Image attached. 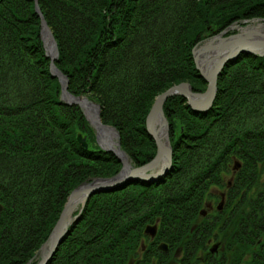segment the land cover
<instances>
[{"label": "trees", "instance_id": "obj_1", "mask_svg": "<svg viewBox=\"0 0 264 264\" xmlns=\"http://www.w3.org/2000/svg\"><path fill=\"white\" fill-rule=\"evenodd\" d=\"M38 2L70 92L101 105L136 166L157 151L146 125L155 97L184 81L207 87L193 48L234 22L264 17V0ZM217 85L208 111L193 110L182 95L166 100L167 174L92 195L47 264H264V56L241 53ZM61 93L35 0H0V264H28L68 194L122 167ZM220 187L225 206L211 213L207 199ZM148 225L158 226L154 238Z\"/></svg>", "mask_w": 264, "mask_h": 264}, {"label": "water", "instance_id": "obj_2", "mask_svg": "<svg viewBox=\"0 0 264 264\" xmlns=\"http://www.w3.org/2000/svg\"><path fill=\"white\" fill-rule=\"evenodd\" d=\"M37 11L41 16L43 32L42 34L45 40V44H47L46 39H48L51 44L49 47L47 46L48 56L52 60L50 69L52 71V74L58 77L60 80L62 86V100L68 104H78L84 110L88 117V120L96 130V136L100 146H102V148L107 151L115 153L123 164L121 171L115 176L109 178H100L94 182L84 183L71 192L61 213V216L53 229V232L50 234L49 238L44 244V246L49 244V250L38 262V264H47V262L56 252L57 248L62 243L65 235L68 232V228L70 225V221L68 220V218L70 212L75 208L77 204L81 202V200L88 198L95 192L111 190L118 185L123 184L127 180L155 181L158 180L160 176H164L167 174L173 164V151L169 140V123L166 116L164 115L163 109L165 101L171 96L182 95L187 99L188 104L195 111H208L212 106L217 93L218 76L220 75L226 64L235 61L237 57L243 52L264 56V31L249 27V23V25H246L244 27L234 25L232 29L237 28V30H239L237 33L225 36V33L227 32V30H225L218 35H214L210 39L220 37V40L216 42V48L218 50H221H217L214 55L206 58L203 67L199 65L198 60V51L202 50L203 44H198L194 48L193 54L196 66L201 72V75L208 82L207 90L202 93H197L193 91L190 83L183 82L170 87L156 97L154 105L147 116V129L157 143L156 155L150 162L142 166H133L130 163L131 159L129 155L121 148L118 130L103 122L101 117L100 104L90 100L87 96H75L71 92H69L68 78L54 64V61L59 57L57 41L38 6ZM261 20L264 22V19ZM240 28L248 30L242 31V29L240 30ZM159 114L161 115V123L158 124L157 127V125H155V119ZM160 129L164 131L163 136L160 135ZM111 132L113 133V135H111ZM115 138L118 139V142L115 141ZM78 141L83 147L88 148L87 139L82 134L78 135ZM163 161L164 166H162L160 169L159 164ZM239 166L240 163L237 162L235 168ZM155 168H158L159 170L151 172V170ZM222 205L223 202H221L218 207L222 208ZM156 232L157 226L148 225L146 227V233L155 236ZM218 246L219 243H216L212 250H216ZM160 248L167 250L168 244L162 243L160 244Z\"/></svg>", "mask_w": 264, "mask_h": 264}, {"label": "rangeland", "instance_id": "obj_3", "mask_svg": "<svg viewBox=\"0 0 264 264\" xmlns=\"http://www.w3.org/2000/svg\"><path fill=\"white\" fill-rule=\"evenodd\" d=\"M36 1H37V6H38V8L40 9V11H41V13H42V15L44 16V14H43V12H42V10H41V7H40V5H39V2H38V0H35V3H36ZM37 6H36V10H37ZM38 12V11H37ZM38 14H39V12H38ZM40 16V15H39ZM41 17V16H40ZM44 18H45V16H44ZM261 19H264V17H254V18H246V19H243L242 21H237V22H234V23H232L228 28H226L225 30H227V32L225 33V36H227V35H230V34H227L228 33V31H234L233 33H231V34H234V33H237L239 30H237V28H235V29H232V27L234 26V25H239L240 27H244V26H246V25H249V23L250 24H252V23H254V22H256V21H260V22H263ZM45 20H46V18H45ZM245 21H248V22H245ZM47 22V21H46ZM47 24H48V22H47ZM48 26L50 27V25L48 24ZM50 29H51V31L53 32V30H52V28L50 27ZM242 28H240V30H241ZM225 30H223V31H225ZM222 31V32H223ZM43 32H42V21H41V36H42V40H43V45H44V48H45V51H46V55L48 56V52H47V44H45V40H44V37H43V34H42ZM221 33V32H220ZM219 34V33H218ZM218 34H214V35H218ZM53 35H54V33H53ZM213 35V36H214ZM213 36H211V37H213ZM55 37V36H54ZM211 37H209V38H206V39H204V40H202V41H200L198 44L199 45H202V44H204V43H206V41H208ZM56 39V38H55ZM208 39V40H207ZM56 41H57V39H56ZM57 44H58V41H57ZM197 44V45H198ZM196 45V46H197ZM195 46V47H196ZM194 47V48H195ZM194 48H193V50H194ZM58 49H59V44H58ZM59 54H60V49H59ZM193 56H194V54H193ZM49 57V56H48ZM50 58V57H49ZM56 61H57V59L54 61V64L57 66V63H56ZM51 62H52V60H51V58H50V66H51ZM196 63V62H195ZM58 67V66H57ZM59 68V67H58ZM196 68H197V66H196ZM60 69V68H59ZM198 69V68H197ZM50 71H51V69H50ZM60 71L62 72V70L60 69ZM200 72V71H199ZM51 73H52V71H51ZM63 73V72H62ZM64 74V73H63ZM200 74H201V72H200ZM53 75V74H52ZM67 78H68V76L66 75V74H64ZM54 76V75H53ZM202 76V75H201ZM54 77H56V76H54ZM203 77V76H202ZM219 77V76H218ZM58 78V77H57ZM59 79V78H58ZM206 80V79H205ZM184 82H188V81H184ZM181 83H183V82H181ZM188 83H190V82H188ZM217 83H218V80H217ZM178 84H180V83H178ZM191 84V83H190ZM174 85H176V84H174ZM174 85H172V86H174ZM172 86H170V87H172ZM192 86V85H191ZM169 87V88H170ZM207 87H208V82H207ZM207 87H206V89L204 90V91H202V92H205L206 90H207ZM169 88H167V89H169ZM166 89V90H167ZM192 89H193V87H192ZM217 89H218V85H217ZM68 90H69V78H68ZM165 90V91H166ZM193 91L194 92H197V93H202V92H199V91H195L194 89H193ZM69 92H70V90H69ZM164 92V91H163ZM162 92V93H163ZM62 94V93H61ZM73 95H75L74 93H72ZM161 94V93H160ZM217 94V93H216ZM159 95V94H158ZM157 95V96H158ZM75 96H79V95H75ZM82 96H87V95H82ZM156 96V97H157ZM88 97V96H87ZM156 97H155V99H154V102H155V100H156ZM89 98V97H88ZM215 98H216V96H215ZM61 99H62V97H61ZM187 100V99H186ZM215 100V99H214ZM96 102V101H95ZM154 102H153V104H152V106H151V108H150V111H151V109H152V107H153V105H154ZM166 102V101H165ZM98 103V102H97ZM68 104V103H67ZM69 105H73V104H69ZM75 105H78V104H75ZM79 106V105H78ZM192 108V107H191ZM82 109V108H81ZM163 109H164V107H163ZM193 109V108H192ZM194 110V109H193ZM82 111H83V113H84V115H85V117L87 118V120H88V117H87V115H86V113L84 112V110L82 109ZM150 111L148 112V114L150 113ZM148 114H147V116H148ZM164 115L166 116V114H165V111H164ZM101 117H102V113H101ZM166 118H167V116H166ZM102 120H103V117H102ZM167 120H168V118H167ZM89 121V120H88ZM104 122V121H103ZM105 123V122H104ZM168 123H169V121H168ZM89 124H90V126L92 127V128H94V126H92V124H91V122L89 121ZM105 124H107V123H105ZM107 125H109V126H112V127H114V128H116L114 125H111V124H107ZM146 125H147V117H146ZM169 129H170V125H169ZM116 130H118L117 128H116ZM148 130V129H147ZM94 131H95V135H96V130H95V128H94ZM118 132H119V130H118ZM149 132V131H148ZM150 133V132H149ZM79 134H82V133H79ZM78 134V135H79ZM83 135V134H82ZM84 136V135H83ZM119 136H120V132H119ZM85 137V136H84ZM153 137V136H152ZM77 138H78V136H77ZM87 139V138H86ZM120 139L121 138H119V141H120ZM165 140V139H164ZM169 140H170V145H171V147H172V143H171V138H170V134H169ZM96 141H97V143L99 144V142H98V140H97V136H96ZM115 141H117L118 142V139L117 138H115ZM100 145V144H99ZM120 145H121V143H120ZM156 145H157V143H156ZM88 147H89V144H88ZM85 148V147H84ZM101 148H102V146H101ZM121 148H122V146H121ZM104 149V148H103ZM123 149V148H122ZM105 150V149H104ZM124 150V149H123ZM107 151V150H106ZM125 151V150H124ZM172 151H173V147H172ZM108 152H111V151H108ZM126 152V151H125ZM127 153V152H126ZM115 154V153H114ZM128 154V153H127ZM116 155V154H115ZM129 155V154H128ZM156 155V154H155ZM117 156V155H116ZM172 156H173V152H172ZM118 157V156H117ZM130 157V156H129ZM118 159H119V157H118ZM130 159H131V157H130ZM152 160V159H151ZM150 160V161H151ZM119 161H120V159H119ZM149 161V162H150ZM121 162V161H120ZM130 163L133 165V166H136L133 162H132V159H131V161H130ZM121 164H122V162H121ZM122 167H123V164H122ZM122 167H121V169H122ZM162 167V166H161ZM161 167H159L160 169H161ZM121 169H120V171H121ZM157 170H159L158 168H155V169H152L151 170V172H153V171H157ZM119 171V172H120ZM233 168H232V165H231V172H229V173H226V175H225V180L226 181H229L230 179H232L233 178ZM118 172V173H119ZM117 173V174H118ZM116 175V174H115ZM114 175V176H115ZM112 177V176H111ZM160 177H162V176H160ZM100 178H109V177H93V178H89V179H87V180H85V181H83L82 183H80L78 186H80V185H82V184H84V183H90V182H94V181H97L98 179H100ZM159 179V178H158ZM128 181H130V180H127L126 182H128ZM126 182H124V183H126ZM123 183V184H124ZM122 185V184H121ZM77 186V187H78ZM118 186H120V185H118ZM117 186V187H118ZM77 187H75V188H77ZM117 187H115V188H117ZM74 188V189H75ZM115 188H113V189H115ZM73 189V190H74ZM226 189L227 188H225V187H220V188H212L211 189V193L212 194H214L213 195V197H208V199H207V206H206V210H208L209 212H211V213H214L216 210H218L219 209V207H218V205L223 201V205H222V209H223V207L225 206V201L222 199V198H219V197H222L223 196V194L225 193V191H226ZM72 190V191H73ZM112 190V189H111ZM71 191V192H72ZM71 192L68 194V196H67V198H66V202H67V200H68V197L70 196V194H71ZM102 192H106V191H100V192H95V193H93L92 195H94V194H97V193H102ZM92 195H90L88 198H90ZM217 196H219V197H217ZM88 198H86V199H83V200H81V202L79 203V204H77L76 206H75V208L70 212V214H69V218H68V220L70 221V225L69 226H71L72 225V223L80 216V214H81V212H82V210H83V208H84V206H85V204H86V202H87V200H88ZM66 202H65V204H66ZM65 204H64V207H65ZM64 207H63V209H64ZM220 210H221V208H220ZM63 211V210H62ZM62 213V212H61ZM207 213V212H206ZM60 216H61V214H60ZM60 216H59V218H60ZM59 220V219H58ZM57 220V221H58ZM57 223V222H56ZM56 225V224H55ZM55 225H54V227H55ZM152 226H154V225H152ZM54 227L52 228V230H51V232H50V234L53 232V229H54ZM68 230H69V228H68ZM145 231H146V229H145ZM50 234H49V236H50ZM49 236H48V238H49ZM151 237H152V235H151ZM47 238V239H48ZM65 238V237H64ZM47 239L42 243V245L39 247V249L37 250V252H36V254L33 256V258H31V260L29 261V263L28 264H32L33 262H35V264H38V262L41 260V258L44 256V255H42V252H43V249L46 247V246H48V245H45L44 246V244L46 243V241H47ZM63 242V241H62ZM162 243H165V242H162ZM218 243V242H217ZM214 244H216V243H214L213 241L211 242V245L213 246ZM60 246V245H59ZM49 247L50 246H48V250H49ZM214 247V246H213ZM212 247V248H213ZM176 254H178V255H180L181 254V250H180V248H177V250H176ZM54 255V254H53ZM180 259H181V257H180ZM179 259V260H180ZM171 264H177V263H175V261H172V263Z\"/></svg>", "mask_w": 264, "mask_h": 264}, {"label": "bare ground", "instance_id": "obj_4", "mask_svg": "<svg viewBox=\"0 0 264 264\" xmlns=\"http://www.w3.org/2000/svg\"><path fill=\"white\" fill-rule=\"evenodd\" d=\"M249 27L264 31V22L256 21V22L250 24ZM246 30H248V29H242V31H246ZM47 37H48V35H47ZM219 40H220V37L214 38V39H209L208 41H206V43L203 44L202 50L198 51V56H199L198 60H199L200 66L203 67L206 58H209L210 56L214 55L217 52L218 49L216 48V44H217L216 42H218ZM46 43H47L48 47L51 45L48 39H46ZM220 50H218V51H220ZM101 112H102V107H101ZM155 120H156L155 125H157V127H158V124L161 123V115L160 114L157 115ZM169 134H170V132H169ZM111 135H113L112 132H111ZM160 135H162V136L164 135V131L162 129H160ZM159 165H160V167L164 166V161L162 163H160ZM48 246H49V244H48ZM48 246H46L43 249L42 255H45L47 253ZM159 247H160V245H159ZM162 250H164V249H162Z\"/></svg>", "mask_w": 264, "mask_h": 264}, {"label": "flooded vegetation", "instance_id": "obj_5", "mask_svg": "<svg viewBox=\"0 0 264 264\" xmlns=\"http://www.w3.org/2000/svg\"><path fill=\"white\" fill-rule=\"evenodd\" d=\"M157 232H158V229H157ZM157 232H156V234H157ZM156 234H155V235H156Z\"/></svg>", "mask_w": 264, "mask_h": 264}]
</instances>
